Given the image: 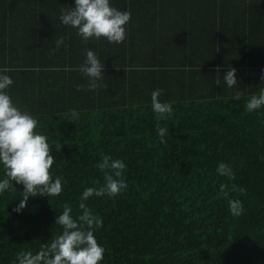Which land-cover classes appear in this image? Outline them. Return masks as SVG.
Returning a JSON list of instances; mask_svg holds the SVG:
<instances>
[{"label":"trees","instance_id":"1","mask_svg":"<svg viewBox=\"0 0 264 264\" xmlns=\"http://www.w3.org/2000/svg\"><path fill=\"white\" fill-rule=\"evenodd\" d=\"M128 1L132 9L131 0L111 5L124 11ZM151 1L141 8L158 7L170 26L153 31L149 16L151 31L135 30L131 14L126 39L116 44L47 28L73 0H0L8 93L37 118L56 159L50 172L63 178L59 196L30 197L20 213L22 185L13 182L14 190L0 195V264L58 235L54 221L65 205L80 214L83 190L103 184L95 167L102 155L125 162L128 183L115 197L86 202L103 220L94 232L105 248L102 264H264V107L245 110L264 88V0ZM21 20L28 29H14ZM87 49L105 62L103 86L94 91L79 71ZM228 67L237 69L234 88L223 83ZM155 89L174 108L160 122L169 129L164 143L151 109ZM218 162L232 166L235 180L217 175ZM222 183L229 198L242 201L240 216L218 196Z\"/></svg>","mask_w":264,"mask_h":264},{"label":"clouds","instance_id":"2","mask_svg":"<svg viewBox=\"0 0 264 264\" xmlns=\"http://www.w3.org/2000/svg\"><path fill=\"white\" fill-rule=\"evenodd\" d=\"M131 19L130 11H121L111 5V0H73V4L61 9L60 23L76 30L83 41L104 38L108 43L120 44L126 39V25ZM64 40L55 42L59 49ZM79 71L88 80L87 90L94 91L102 87L105 75V62L101 63L96 52L87 49ZM6 69H0V166L3 167V178H0V195L14 190L13 182L23 186L18 207L20 213L30 197L59 196L63 191V178H53L50 169L56 159L51 154L53 149L48 142V136L38 130V120L27 110H22L13 103L8 89L13 85V79L6 74ZM264 81V72L261 74ZM220 86L221 79L215 81ZM223 83L228 88L238 84L237 69L228 67L223 76ZM80 90V86H78ZM162 89L151 92V109L157 121L155 131L161 143L169 135V129L161 126V121L167 120L174 111L170 102L161 101ZM242 92L237 91L233 99L239 101ZM264 107V88L259 94L251 95L245 105L249 113L259 111ZM79 113L73 109L71 118L76 119ZM60 150V148H59ZM103 174V184L87 187L80 196L79 215H73L71 206L65 205L62 213L56 215L54 224L61 226L62 231L54 238L40 243L37 251H19L12 264H102L105 248L98 243L94 234L103 226V220L87 205V201L95 197H115L128 188L125 179L126 164L122 159H114L111 155H102L95 164ZM218 176L228 182L235 180V172L230 164L218 162ZM229 185L222 183L218 196L228 198L229 211L233 216H240L243 203L239 199L229 198ZM233 191L244 193L245 189L232 186Z\"/></svg>","mask_w":264,"mask_h":264},{"label":"crops","instance_id":"3","mask_svg":"<svg viewBox=\"0 0 264 264\" xmlns=\"http://www.w3.org/2000/svg\"><path fill=\"white\" fill-rule=\"evenodd\" d=\"M129 2L130 1H128L126 3V7L127 8H125L124 11H130L131 14L135 17V20H134L135 21L134 22L135 30H138L139 27H140V29L150 32L151 29L148 30V25L146 23V22H148V17L149 16H152V18H153V31H157V32L163 31V30H166L168 28V26H170L168 21L165 18L162 17L158 7H157V9H148V11H146L145 9L141 8V6L143 4V0H131V2H133V4H134V7H132V9H129L128 8V3ZM151 2H155V0H152ZM207 11L208 10H206V12ZM177 14H179V13L176 12V15ZM23 21H26V20H23ZM2 23H3V20L0 21V27L1 28L3 27ZM27 24H30V22L27 23ZM27 24H26V22L24 23L21 20L20 25L15 24L14 29L20 28V29L26 30V29H28ZM48 24H50V23H48ZM48 24H47V26H49V27H47L48 29H52L53 27H58V29H63V28H67V29H71V30L73 29V28H71L69 26L62 25L60 23V21L57 24H55V25H53V24L48 25Z\"/></svg>","mask_w":264,"mask_h":264}]
</instances>
